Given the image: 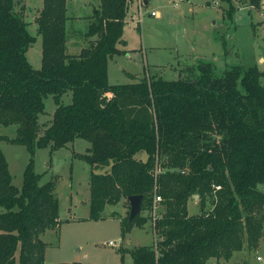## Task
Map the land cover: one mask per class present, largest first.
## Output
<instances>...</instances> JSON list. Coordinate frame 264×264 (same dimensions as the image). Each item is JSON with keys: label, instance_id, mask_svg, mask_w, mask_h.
I'll return each instance as SVG.
<instances>
[{"label": "trees", "instance_id": "obj_1", "mask_svg": "<svg viewBox=\"0 0 264 264\" xmlns=\"http://www.w3.org/2000/svg\"><path fill=\"white\" fill-rule=\"evenodd\" d=\"M225 1L233 20L237 7ZM248 1L259 8L262 0ZM131 3L101 0L86 32L88 45L71 54L68 0H44L36 19L42 67L35 69L27 57L36 37L24 19L25 0H0V124L18 125L15 137L0 134V141L31 153L19 188L0 148V264H17L18 252L20 264H80L46 262L40 235L60 224V201L53 181L40 183L34 160L38 148L56 150L76 138L90 142L86 153L76 154L92 168L90 219H102L108 204L124 199L126 235L147 222L144 212L156 194L162 197L153 222L157 240L130 250L134 264H207L258 247L264 230V191L258 188L264 182V72L254 63L217 75L213 63L201 61L185 78L146 75L111 84L109 60L122 52L117 45ZM69 90L72 102L63 104ZM49 95L57 107L41 131ZM195 194L200 211L191 214ZM131 195L143 196L144 210L132 221Z\"/></svg>", "mask_w": 264, "mask_h": 264}, {"label": "rangeland", "instance_id": "obj_2", "mask_svg": "<svg viewBox=\"0 0 264 264\" xmlns=\"http://www.w3.org/2000/svg\"><path fill=\"white\" fill-rule=\"evenodd\" d=\"M138 1L132 0L125 19L123 41L117 45L122 52L109 60L111 84L136 82L146 75L166 80L185 78L189 75L188 68L201 61L213 63L217 75L234 65L254 63L264 72V0L259 8L248 6V0H232L237 7L233 20L228 18L229 2L225 0H150L141 7ZM100 3L101 0H68V53L77 54L88 45L86 32ZM43 4L44 0H26L24 10L28 30L36 37L27 51L35 69L42 67L43 39L36 19ZM152 11H158L159 16H152ZM261 82L264 84V74ZM61 102H72L71 90L63 94ZM56 107L54 96L49 95L45 112L39 117L41 131L51 124ZM17 128L16 124H0V134L15 137ZM89 146L86 139L76 138L59 149L44 147L35 152L40 183L53 181L60 201V224L40 235L47 243L45 259L50 263L77 259L81 264H121L124 253V264H134L130 250L153 245L157 240L154 220L145 211L147 222L123 235L121 218L127 215L123 199L108 204L102 219H90L92 168L76 155L86 153ZM0 148L8 159L14 184L21 188L31 153L25 145L5 140L0 141ZM138 157L146 159V154L141 152ZM258 188L264 191V182ZM189 211L191 214L200 211L195 199L190 200ZM110 241L115 245H110ZM17 257L20 264L19 252ZM215 263L212 259L207 264ZM220 264H264V230L257 248L236 251L232 258L221 259Z\"/></svg>", "mask_w": 264, "mask_h": 264}, {"label": "built area", "instance_id": "obj_3", "mask_svg": "<svg viewBox=\"0 0 264 264\" xmlns=\"http://www.w3.org/2000/svg\"><path fill=\"white\" fill-rule=\"evenodd\" d=\"M138 4H141V5H139V7H141V6H143V4H146V3H145V0H139ZM151 15L152 16H159V12L158 11H152ZM213 188L215 190H219V189H221V185L214 184ZM161 201H162L161 195L156 194V196L154 198L153 207H152V209L150 211L151 218H152V220H154L153 222H155V220L161 215V212H160L161 211V209H160L161 208V206H160L161 205L160 204ZM109 244L110 245H115V242L110 241Z\"/></svg>", "mask_w": 264, "mask_h": 264}, {"label": "water", "instance_id": "obj_4", "mask_svg": "<svg viewBox=\"0 0 264 264\" xmlns=\"http://www.w3.org/2000/svg\"><path fill=\"white\" fill-rule=\"evenodd\" d=\"M145 3H148V0H145ZM194 197L198 198V194H195ZM130 201V216L129 219L132 221L136 215L143 214L144 210L142 209V195H131L128 197Z\"/></svg>", "mask_w": 264, "mask_h": 264}, {"label": "crops", "instance_id": "obj_5", "mask_svg": "<svg viewBox=\"0 0 264 264\" xmlns=\"http://www.w3.org/2000/svg\"><path fill=\"white\" fill-rule=\"evenodd\" d=\"M149 1L150 0H148V3H149ZM25 3H26V0H25ZM148 3H146V4H148ZM99 6H100V4H99ZM248 6H250V5H248ZM250 7H252V6H250ZM81 50V49H80ZM79 50V51H80ZM198 199H199V197L197 198V197H195V202L196 203H198ZM123 204H124V208H125V210H126V212H128V209H129V207H128V204H127V202L123 199ZM126 250V249H125ZM126 253H127V251H126ZM124 257H125V255H124ZM122 258V257H121ZM212 259H215L216 260V263L215 264H220V261L221 260H217L216 258H211V259H209L208 260V262L210 261V260H212ZM75 261H77V262H79L80 264H81V261H78L77 259H74V261H72V262H75ZM46 262H49V261H46ZM207 262V263H208ZM122 264V263H121Z\"/></svg>", "mask_w": 264, "mask_h": 264}]
</instances>
